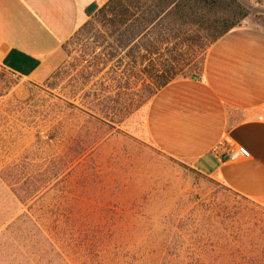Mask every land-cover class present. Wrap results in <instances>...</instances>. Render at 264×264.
<instances>
[{"label":"rangeland","instance_id":"rangeland-1","mask_svg":"<svg viewBox=\"0 0 264 264\" xmlns=\"http://www.w3.org/2000/svg\"><path fill=\"white\" fill-rule=\"evenodd\" d=\"M239 1L251 11L240 25L264 27V0ZM102 5L63 43V60L44 82L22 80L0 66V171L27 150L42 160L62 155L71 130L87 124L66 101L94 51L104 56L111 49L97 19ZM102 130L86 158L97 159V166L84 186H73L79 173L65 169L49 194L21 209L0 188V220L15 210L37 216L67 264H162L169 251L242 264L248 250L260 249L264 206L168 159L145 140L137 113L121 131ZM52 134L58 143L48 141Z\"/></svg>","mask_w":264,"mask_h":264},{"label":"trees","instance_id":"trees-1","mask_svg":"<svg viewBox=\"0 0 264 264\" xmlns=\"http://www.w3.org/2000/svg\"><path fill=\"white\" fill-rule=\"evenodd\" d=\"M250 14L239 0L105 2L97 10V19L103 35L111 39V49L104 56L94 51L80 77L74 78L68 94L72 101H66L77 117L87 118V124L71 130L62 155L42 160L27 150L5 166L0 171L5 196L21 209V205L49 194L65 169L79 173L72 177L73 186H84L87 174L96 170L97 159L86 158L100 142L102 129L105 133L121 131L125 121L161 87L176 78L200 76L206 49ZM56 139L60 140L54 134L48 136V141L58 143ZM168 159L215 182L182 162ZM16 213L0 220V264H67L48 226L37 216ZM260 243V249L247 251V261L242 264H264V236ZM207 258L211 253L169 251L162 264H174L176 259H180L179 264H211Z\"/></svg>","mask_w":264,"mask_h":264},{"label":"crops","instance_id":"crops-1","mask_svg":"<svg viewBox=\"0 0 264 264\" xmlns=\"http://www.w3.org/2000/svg\"><path fill=\"white\" fill-rule=\"evenodd\" d=\"M105 1L0 0V66L22 80L44 82L63 60V43L87 22L89 6ZM136 113L152 147L264 206L260 24L224 33L207 48L200 76L170 81ZM222 141L245 146L251 157L221 160L212 148Z\"/></svg>","mask_w":264,"mask_h":264},{"label":"built area","instance_id":"built-area-1","mask_svg":"<svg viewBox=\"0 0 264 264\" xmlns=\"http://www.w3.org/2000/svg\"><path fill=\"white\" fill-rule=\"evenodd\" d=\"M212 153L221 160L237 162L251 157L248 148L241 144H230L226 141L219 142L212 148Z\"/></svg>","mask_w":264,"mask_h":264},{"label":"water","instance_id":"water-1","mask_svg":"<svg viewBox=\"0 0 264 264\" xmlns=\"http://www.w3.org/2000/svg\"><path fill=\"white\" fill-rule=\"evenodd\" d=\"M96 8V5L95 4H91L88 8V11L91 12L93 11L94 9ZM250 8V7H249Z\"/></svg>","mask_w":264,"mask_h":264}]
</instances>
